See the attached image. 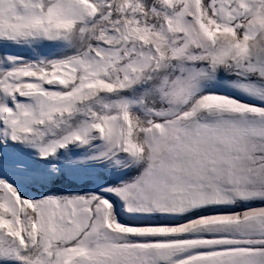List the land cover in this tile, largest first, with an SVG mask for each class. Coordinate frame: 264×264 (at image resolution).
<instances>
[{
	"label": "snow or ice",
	"instance_id": "6c2138e0",
	"mask_svg": "<svg viewBox=\"0 0 264 264\" xmlns=\"http://www.w3.org/2000/svg\"><path fill=\"white\" fill-rule=\"evenodd\" d=\"M0 264H264V0H0Z\"/></svg>",
	"mask_w": 264,
	"mask_h": 264
}]
</instances>
